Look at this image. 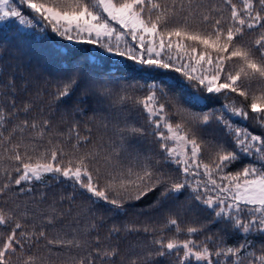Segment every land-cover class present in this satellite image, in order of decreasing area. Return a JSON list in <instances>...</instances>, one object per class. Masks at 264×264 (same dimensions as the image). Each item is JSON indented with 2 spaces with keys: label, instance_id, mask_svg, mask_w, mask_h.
I'll list each match as a JSON object with an SVG mask.
<instances>
[{
  "label": "snow or ice",
  "instance_id": "1",
  "mask_svg": "<svg viewBox=\"0 0 264 264\" xmlns=\"http://www.w3.org/2000/svg\"><path fill=\"white\" fill-rule=\"evenodd\" d=\"M18 3L29 11L32 18L24 15L16 0H0V21L15 18L22 25L43 22L52 32L69 41L76 39L100 45L109 53L115 52L142 65L174 70L188 81L195 82L198 89L202 88L208 94L223 95L227 102L222 103L219 110L213 109L197 119L203 126L215 120L228 139L227 143L211 144L209 161L205 163L202 153L209 146L192 131L191 121L183 118L185 110L176 107V115L181 119L172 123L166 104L161 103V97L157 95L158 86L153 84L149 85L148 94L136 103L147 114L161 154L166 162L177 167L179 177L156 172L150 163L139 164L137 170L128 167L117 171L118 165L107 155L103 158L105 167L102 172L95 166L100 159L98 154L78 151L81 142H87L88 138L80 137L77 127L69 130L76 137L71 154L49 141L51 146L34 160L29 155L28 145L21 141L12 143V136L31 128L43 137L44 126L49 125V121L38 125L35 121L29 124L24 120L6 138L10 147L5 152L11 154L0 156V160L14 161L16 165L11 169L4 167L8 182L0 185V196L6 193L10 184L19 186L23 182L39 181L45 174L66 178L91 197L117 209L123 208L126 201L140 200L157 189H162L161 198L173 193L182 194L189 189L195 200L245 237L253 232L264 234V91L259 95L253 93L251 103L247 105L229 98L235 95L246 101L249 91L245 82L253 79L264 81V0H223L222 7L213 6L199 13L198 22L194 19L196 13L190 10L192 0H188L189 11L183 17L178 16L177 6L184 11V0H170V3H162L161 0H18ZM225 9L227 16L224 15ZM113 21L120 26L119 29ZM246 29H259L258 37L245 41ZM126 35L136 41L137 47L125 40L124 50H121L119 41ZM114 36L115 44L112 43ZM77 76L73 74L62 82L57 90V99L71 95L79 83ZM105 94H108L107 90ZM28 108L26 106L24 111ZM234 117L253 121L260 131L239 126L234 123ZM6 120L7 116L0 109V124ZM120 131L122 135H144V129L135 126H125ZM32 151L36 149L33 147ZM241 159L252 162L236 172L226 171ZM13 172L17 174L15 177ZM168 224L180 231L176 219L170 218ZM0 225L11 226L7 234L0 232V264H13L12 257L18 250L23 253L27 245L30 251L40 239H47L43 230L38 233L25 231L15 209L0 207ZM186 231L191 235L201 229L189 227ZM209 241L219 246L210 248ZM47 243L50 246H80L75 237L48 240ZM153 243L158 245L155 255H175L179 264H193V261L196 264H219L218 258L222 256L232 258L233 264H264V249L259 255L248 251L253 245L247 238L238 246H226L222 239L214 240L212 237L201 242L159 238ZM94 253L101 259L118 254L116 249H102L99 238ZM92 257L93 253L89 252L74 259L73 264H96ZM21 264H41V261L36 255L27 254Z\"/></svg>",
  "mask_w": 264,
  "mask_h": 264
},
{
  "label": "trees",
  "instance_id": "2",
  "mask_svg": "<svg viewBox=\"0 0 264 264\" xmlns=\"http://www.w3.org/2000/svg\"><path fill=\"white\" fill-rule=\"evenodd\" d=\"M161 2L170 3V0ZM16 3L31 19L29 11L20 6L18 0ZM184 5V11L177 6L179 17L188 14V0H184ZM213 6L222 7L223 0H192L190 10L196 13L195 21H199V13ZM224 15H228L227 9ZM112 23L120 28L114 21ZM259 32V29H246L243 39L252 41ZM125 40L137 47L136 41L126 35L119 41L121 50H124ZM112 43H117L115 36ZM73 74H78V85L70 96L57 99L58 88ZM245 83L249 91L248 100L235 95L229 98L247 105L251 103L253 93L259 95L264 91V81L253 79ZM153 84L158 86L157 95L161 97L160 102L166 104L173 124L181 119L176 115V107L185 110L183 118L191 121L192 131L209 146L202 153L207 163L211 144L227 143L228 138L215 120L203 126L197 118L213 109L219 110L222 103L227 102L223 95L208 94L202 88L198 89L195 82L188 81L174 70L142 65L115 52L109 53L100 45L76 39L69 41L52 32L43 22L22 25L15 18L0 21V109L7 116L6 122L0 124V156L11 154L5 152L10 147L6 138L15 126L24 120L29 124L35 121L38 125L47 120L49 125L44 126L43 137L37 135L36 129L26 128L23 133L13 134L12 143L21 141L28 145L29 155L34 160L51 146L49 141L71 154L76 137L69 130L77 127L80 137L88 138L87 142H81L78 151L98 154L100 159L95 166L102 172L105 167L103 158L107 155L118 165L117 171L128 167L137 170L139 164L150 163L154 171L177 178L180 176L177 167L166 162L159 142L152 134L147 114L136 103L148 94L149 85ZM121 97L128 99L122 100ZM26 106L29 108L25 112ZM233 121L249 130L260 131L251 120L242 121L234 117ZM125 126L143 128L144 135H122L120 130ZM251 162L241 159L226 171L236 172ZM6 166L11 169L16 165L14 161L0 160V185L8 182L3 171ZM12 175L15 177L17 174L13 172ZM161 191L157 189L140 200H128L123 208L117 209L91 197L78 185L57 174H45L39 181L23 182L19 186L10 184L6 193L0 196V207L15 209L25 231L38 233L43 230L47 236V239L36 242L30 251L27 245L23 253L18 250L12 262L21 264L24 256L34 254L40 258L41 264H73L74 259L92 252L96 264H132L133 261L135 264H179L175 255H155L158 245L153 241L159 238L201 242L212 237L214 240L222 239L226 246H238L247 238L253 245L248 251L259 255L264 249V234L253 232L245 237L195 200L189 189L182 194H170L167 198L160 197ZM25 212L27 215H23ZM170 218L178 221L179 232L168 224ZM10 227L0 225V232L7 234ZM189 227L201 231L189 235L186 231ZM73 237L79 242V247L50 246L47 243L48 240ZM97 238L102 249H116L118 254L107 259L95 255ZM218 246L209 241L210 248ZM218 260L219 264H233L232 258L222 256Z\"/></svg>",
  "mask_w": 264,
  "mask_h": 264
}]
</instances>
